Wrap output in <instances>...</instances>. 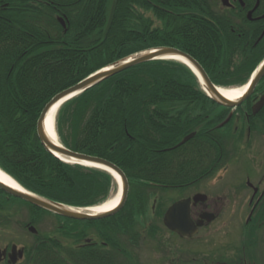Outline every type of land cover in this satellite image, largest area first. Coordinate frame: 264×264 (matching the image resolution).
Segmentation results:
<instances>
[{"label": "trees", "instance_id": "obj_1", "mask_svg": "<svg viewBox=\"0 0 264 264\" xmlns=\"http://www.w3.org/2000/svg\"><path fill=\"white\" fill-rule=\"evenodd\" d=\"M41 1L44 10L37 1L0 0V167L26 189L52 201L92 206L117 189L110 173L66 163L42 145L38 121L59 93L155 47L190 54L221 86L248 80L231 82L241 68H248L243 61L234 70L226 67L232 62V52L225 53L233 49L231 39L227 44L216 37L208 51L203 41H197V0H119L105 40L113 0ZM57 14L66 16V32ZM211 103L188 66L153 60L65 102L57 115V132L70 150L113 162L136 183L134 175L152 172L147 163L151 149L169 146L195 130L194 119L197 114L205 118L214 109ZM213 114L214 124L227 116L220 108ZM200 144L199 140L197 166L203 167L197 173H204L206 153ZM180 150L170 151L171 156ZM157 153L160 158L165 152ZM178 167L171 165L170 172Z\"/></svg>", "mask_w": 264, "mask_h": 264}, {"label": "flooded vegetation", "instance_id": "obj_2", "mask_svg": "<svg viewBox=\"0 0 264 264\" xmlns=\"http://www.w3.org/2000/svg\"><path fill=\"white\" fill-rule=\"evenodd\" d=\"M35 1L44 10L42 1L31 0ZM197 22V41L205 43L206 51L218 36L226 38L227 44L239 38L247 45L242 61L257 56L261 60L256 69L264 65V0H197ZM208 23L219 27L209 28ZM263 98L264 76L240 106L211 103L212 113L194 119L195 130L169 146L151 149L147 163L152 172L134 175L149 183H131L125 205L108 217L75 220L0 188L4 198L0 201V264H200L197 244L188 251L186 245L196 242L202 232L211 233L217 224L229 230L233 221L222 222L225 212L242 220L241 246L233 247L237 253L226 264H264V104L255 112ZM217 108L231 115L222 127L227 117L213 123ZM189 134L194 136L180 146L182 150L176 147ZM166 138L171 139L169 134ZM199 140L206 153L204 173H197L203 167L197 166ZM176 149L179 153L171 156ZM160 151L166 154L158 158ZM171 165L180 168L170 172ZM199 193L206 198L197 203L194 198ZM186 199H191L190 217L196 229L205 213L215 216L193 236H182L166 223L170 208ZM175 220L181 226L179 217Z\"/></svg>", "mask_w": 264, "mask_h": 264}, {"label": "water", "instance_id": "obj_3", "mask_svg": "<svg viewBox=\"0 0 264 264\" xmlns=\"http://www.w3.org/2000/svg\"><path fill=\"white\" fill-rule=\"evenodd\" d=\"M118 0H114L112 11L110 15V19L108 22V25L106 27V30L104 32V40L106 39L116 12ZM60 23L65 28V31L67 30V23L64 18H59ZM174 55L181 57L186 64L191 67L195 73L200 77L205 89L209 92L211 97L219 104L226 106V107H235L240 104L241 101H243L251 92L253 91L255 85L257 84L258 80L264 75V65L261 66L251 82L249 88L247 89V92L243 97L236 101H232L225 97L221 91L220 88L215 86L211 80L209 79L207 73L203 69V67L197 62L196 59H194L191 55L177 49L174 47H157L150 50H145L142 52H138L130 57H127L126 59L120 60L106 68H103L96 73L92 74L91 76L85 78L78 84L74 85L73 87L64 90L63 92L56 95L45 107V109L42 112V115L38 121L37 125V133L38 137L44 146V148L52 153L55 157L58 159L65 161V162H72L74 164H82L84 162H90L93 164H96L100 166V168H103L109 172H111L114 176H117L120 180V190H121V197L119 200V203L116 208L111 209L109 211H105L103 213H90L89 211H86L83 208L78 207H72L68 206L59 202H55L49 199H46L44 197L35 195L23 187L21 189H15L14 187L7 185L6 183H3L0 181V188L4 191L20 197L22 199H25L39 207H42L44 209H47L49 211H52L54 213H57L59 215L74 218L78 220H85V219H99L102 217L109 216L116 211H118L122 206L125 204V201L128 196L129 191V181L123 170H121L116 164L103 159L99 157L90 156L87 154L74 152L67 147H65L63 144L59 143L56 144L53 142V140L48 136L45 130V120L48 115V112L50 109L58 102L69 100L84 91L94 87L95 85L99 84L100 82L106 80L109 77H112L118 73H121L133 66H136L138 64H142L148 61L153 60H159V59H166V56ZM264 104V98L255 106V112L261 108V106ZM229 118L225 121L228 122ZM193 135L186 137L179 145L184 144L187 142L190 138H192ZM206 198L203 194H197L194 198L195 202L204 201ZM190 200L186 199L183 201H180L173 205L169 210V216L166 217V223L170 226V228L174 231H178L181 233L182 236L188 235L193 236L196 232L198 233L199 227L204 223V221L211 222L213 219H215V216L211 213H205L201 219L200 222L197 223V229L195 227L194 222L192 221L190 217ZM179 217V223L181 226H178L175 218ZM195 227V228H194Z\"/></svg>", "mask_w": 264, "mask_h": 264}, {"label": "rangeland", "instance_id": "obj_4", "mask_svg": "<svg viewBox=\"0 0 264 264\" xmlns=\"http://www.w3.org/2000/svg\"><path fill=\"white\" fill-rule=\"evenodd\" d=\"M112 4H113V1H112ZM223 40H226V38H223ZM231 45L233 46V47L231 46L233 49L231 51L228 50V52L226 50L225 53L230 54L232 52V54H231V61L232 62H230V64H226V67L228 69H233V68L235 69L236 66H238V63H240L243 60V57L245 55L244 50H245V47L247 45L244 42H242V39H239V38H231ZM155 48H157V47H155ZM151 49H153V48H151ZM147 50H150V49H147ZM259 60H261V59L257 58V56H256L253 60H251V61L248 60V61L244 62L245 65H248L247 66L248 68L245 70L243 68H241L240 69L241 72H239V74L237 76L238 78L235 80H232L231 82H240V81H244L246 79H249L250 73L256 69L254 67L257 66ZM172 61H177V60H172ZM177 62H179V61H177ZM181 63L184 64L185 62L181 61ZM252 66H254V67H252ZM189 68L193 71V69L191 67H189ZM193 72L195 73V71H193ZM217 84H219V83H217ZM219 85L221 86V84H219ZM232 85H234V84H231L230 86H232ZM222 87L223 88H232L233 86L232 87L222 86ZM244 101H242L241 104ZM229 117L230 116H228L226 119L224 118L225 119L224 123ZM191 135H194V134H189L186 137H189ZM179 144L180 143H178L177 144L178 146L177 145L176 146L180 148ZM116 185H117V189L109 196L108 199H105L106 201L110 200L111 198H113L118 193V184L116 183ZM3 199L4 198L1 196L0 201L2 202ZM105 200H103L102 202H105ZM229 200H228V205H231V203H229ZM102 202H100V203H102ZM100 203H97V204H100ZM222 217H223L222 222L226 221L228 223L230 221H233V225L229 230L224 227L225 225L222 226L220 224H217V225L211 227V233L209 231L202 232L197 237L196 242H193V243L186 245V250L188 251L190 248L193 249V247L197 244V252H196L197 253V263H200V264H217V261H219L220 264H226V261H229L231 256H233L235 253H237L236 249L233 247L241 246L242 234H241V232H238V228H239V223L242 222V220L240 221V218H239V220L238 219L236 220L235 219L236 217L231 218V216L229 218V214L226 212L222 215ZM171 249L176 250V247L171 245Z\"/></svg>", "mask_w": 264, "mask_h": 264}, {"label": "bare ground", "instance_id": "obj_5", "mask_svg": "<svg viewBox=\"0 0 264 264\" xmlns=\"http://www.w3.org/2000/svg\"><path fill=\"white\" fill-rule=\"evenodd\" d=\"M166 59H171V60L176 59V60L184 62V60L181 57L174 56V55L166 56ZM220 91L228 99L232 101H236L240 99L242 95L244 94V92L246 91V85L242 87H234V88H221ZM66 101L67 100L56 103L48 112V115L45 120L46 133L56 144L61 143L59 136L57 134V129H56L57 115H58L59 109L61 108L63 103ZM82 164L86 166H90V167L100 168V166L90 163V162H84ZM116 179L119 180L117 176H116ZM0 181H2L3 183H6L7 185L14 187L15 189H21V186L10 175L5 173L2 169H0ZM119 200H120V194L117 193L113 198L106 201L104 204L100 205L99 207L92 209L91 211L95 213H103L105 211H109L117 206Z\"/></svg>", "mask_w": 264, "mask_h": 264}]
</instances>
